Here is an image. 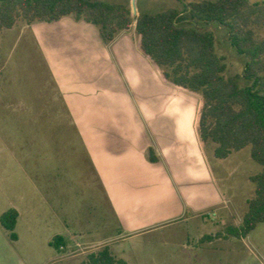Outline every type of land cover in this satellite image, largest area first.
I'll use <instances>...</instances> for the list:
<instances>
[{
	"label": "rangeland",
	"instance_id": "rangeland-1",
	"mask_svg": "<svg viewBox=\"0 0 264 264\" xmlns=\"http://www.w3.org/2000/svg\"><path fill=\"white\" fill-rule=\"evenodd\" d=\"M195 1L201 0L130 4L137 15ZM26 25L18 21L0 32V217L12 207L20 212L14 228L18 242L0 225V264H81L103 245L127 264H264V222L244 238L226 232L227 226H239L254 190L248 176L260 170L249 146L226 160H211L213 182L225 194L224 213L209 207L188 212L192 218L163 231L128 239L118 235L117 220ZM201 27L213 33L224 77H242L247 58L230 46L225 29ZM256 35L264 38V27ZM207 154L212 155L208 149ZM57 234L66 238L63 249L50 244Z\"/></svg>",
	"mask_w": 264,
	"mask_h": 264
},
{
	"label": "crops",
	"instance_id": "crops-1",
	"mask_svg": "<svg viewBox=\"0 0 264 264\" xmlns=\"http://www.w3.org/2000/svg\"><path fill=\"white\" fill-rule=\"evenodd\" d=\"M24 28L39 45L118 235L163 231L209 207L225 212L211 160L244 149L226 159L207 154L195 127L199 98L160 78L137 48L135 23L108 43L94 25L71 16ZM10 209L18 220L20 212ZM13 243L6 242L10 250Z\"/></svg>",
	"mask_w": 264,
	"mask_h": 264
},
{
	"label": "trees",
	"instance_id": "trees-1",
	"mask_svg": "<svg viewBox=\"0 0 264 264\" xmlns=\"http://www.w3.org/2000/svg\"><path fill=\"white\" fill-rule=\"evenodd\" d=\"M67 16L94 25L104 43L135 23L137 48L160 78L199 98L195 127L204 150L215 159H226L249 146L250 158L260 165V171L249 177L254 190L241 222L227 226V234L244 238L264 222V38L256 35V29L264 27V2L201 0L181 9L134 15L130 0H0V32L18 21L51 23ZM208 24L222 26L230 46L247 58L242 77H224L213 33L201 27ZM17 217L15 209L0 217L11 241L17 238ZM51 245L65 247L66 238L57 235ZM81 264L127 263L103 245Z\"/></svg>",
	"mask_w": 264,
	"mask_h": 264
},
{
	"label": "built area",
	"instance_id": "built-area-1",
	"mask_svg": "<svg viewBox=\"0 0 264 264\" xmlns=\"http://www.w3.org/2000/svg\"><path fill=\"white\" fill-rule=\"evenodd\" d=\"M64 247L63 246H60L59 249H63Z\"/></svg>",
	"mask_w": 264,
	"mask_h": 264
}]
</instances>
